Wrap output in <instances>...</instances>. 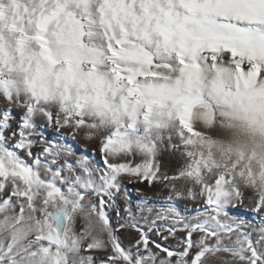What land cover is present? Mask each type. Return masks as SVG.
Wrapping results in <instances>:
<instances>
[{"label": "snow or ice", "instance_id": "1", "mask_svg": "<svg viewBox=\"0 0 264 264\" xmlns=\"http://www.w3.org/2000/svg\"><path fill=\"white\" fill-rule=\"evenodd\" d=\"M211 256L264 264V0H0V264Z\"/></svg>", "mask_w": 264, "mask_h": 264}, {"label": "rangeland", "instance_id": "2", "mask_svg": "<svg viewBox=\"0 0 264 264\" xmlns=\"http://www.w3.org/2000/svg\"><path fill=\"white\" fill-rule=\"evenodd\" d=\"M51 132V129L49 130ZM70 142V141H68ZM74 148L77 149L79 154H87L89 155V158L93 161H97L99 159V152H98V146L96 142L94 141H88L83 138V136H80L75 144L73 145ZM160 162L163 165L161 171L165 172L169 175L173 173V171L180 166L182 163L176 156H171L168 153H164L160 157ZM137 189H140L138 192ZM123 190L127 191L129 193V196L131 198L133 207L135 208V204L138 201V198L141 197L143 194H146L148 197V203L149 206H155L160 207L161 203H158L163 200V197L167 195L166 192H160L159 190H152L150 189L149 185L145 184H138V183H129L127 178L123 181ZM250 195V193L248 194ZM120 203H123V200H120ZM180 209L183 211L185 208H191L194 207V203L190 201H184L181 200L178 202ZM251 206V201L246 198L245 204L239 206V208L235 211L234 214L241 215V216H247V218L252 219V213L249 211V208ZM114 215V213H112ZM187 214V213H185ZM115 222V221H114ZM257 223H259V220H256ZM182 233L178 234L176 238H169L167 241H164L159 236H153V238L159 242L164 244L165 246H171L172 250H180L179 249V242L182 237ZM120 238L124 242L125 245L128 243V231L120 234ZM97 255H102V253H97ZM219 258H223L225 260L229 259L227 254L221 253L219 254ZM211 264H216V261L218 260V257L211 256L208 258Z\"/></svg>", "mask_w": 264, "mask_h": 264}]
</instances>
